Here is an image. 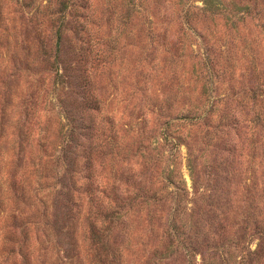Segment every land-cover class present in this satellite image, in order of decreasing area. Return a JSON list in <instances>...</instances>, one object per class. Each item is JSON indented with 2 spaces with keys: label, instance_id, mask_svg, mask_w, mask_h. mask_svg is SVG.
<instances>
[{
  "label": "rangeland",
  "instance_id": "obj_1",
  "mask_svg": "<svg viewBox=\"0 0 264 264\" xmlns=\"http://www.w3.org/2000/svg\"><path fill=\"white\" fill-rule=\"evenodd\" d=\"M263 116L264 0H0V264H264Z\"/></svg>",
  "mask_w": 264,
  "mask_h": 264
},
{
  "label": "trees",
  "instance_id": "obj_2",
  "mask_svg": "<svg viewBox=\"0 0 264 264\" xmlns=\"http://www.w3.org/2000/svg\"><path fill=\"white\" fill-rule=\"evenodd\" d=\"M59 33V32H58ZM57 33V35H58V37H59V34ZM202 116L203 115H201V116H199L200 118H202ZM199 117H197V118H199ZM64 118H65V120L67 119V117H66V115L64 116ZM262 121H264V116H263V118L261 119ZM67 126H69L70 125V123H69V121L67 120V124H66ZM70 131H71V128L69 127V128H66V131H65V133H67V135H69L70 134ZM40 147H41V149H42V154L44 153V151H45V148H44V144L42 143L41 145H40ZM37 159H38V161L37 162H40V161H42L43 160V158H42V156L41 155H39L38 157H36ZM66 152H64V150H63V152H61V154H58V155H56V156H53L52 157V159H53V161L54 162H59V161H65L66 160ZM18 159V158H17ZM19 159L20 160H22L23 158H21V157H19ZM22 187V186H21ZM38 187V186H37ZM36 192H38V188H36Z\"/></svg>",
  "mask_w": 264,
  "mask_h": 264
}]
</instances>
